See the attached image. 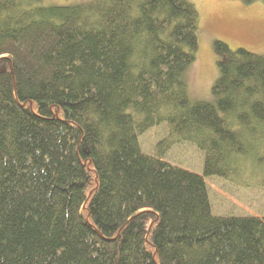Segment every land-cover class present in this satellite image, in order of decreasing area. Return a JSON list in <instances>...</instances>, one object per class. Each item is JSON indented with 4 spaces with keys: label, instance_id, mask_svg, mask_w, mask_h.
<instances>
[{
    "label": "trees",
    "instance_id": "16d2710c",
    "mask_svg": "<svg viewBox=\"0 0 264 264\" xmlns=\"http://www.w3.org/2000/svg\"><path fill=\"white\" fill-rule=\"evenodd\" d=\"M40 2L0 0V264H264V216L214 214L205 183L264 187V55L216 40L191 102L189 0ZM182 143L200 174L165 160Z\"/></svg>",
    "mask_w": 264,
    "mask_h": 264
},
{
    "label": "rangeland",
    "instance_id": "374dc122",
    "mask_svg": "<svg viewBox=\"0 0 264 264\" xmlns=\"http://www.w3.org/2000/svg\"><path fill=\"white\" fill-rule=\"evenodd\" d=\"M92 0H41L40 6H67ZM199 14L198 46L195 59L182 75L191 102H214L212 88L219 76L218 62L223 56L216 52L214 42L220 40L230 49H245L264 55V3L260 0H189ZM167 135L165 125L154 126L139 137L141 149L154 154L156 144ZM165 160L197 174L202 172V154L188 143L173 146ZM249 186H241L225 179L206 177L209 200L216 215L264 216V187L258 177H243ZM242 179V180H243Z\"/></svg>",
    "mask_w": 264,
    "mask_h": 264
}]
</instances>
